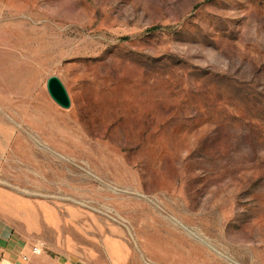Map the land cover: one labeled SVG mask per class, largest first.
<instances>
[{"label":"rangeland","instance_id":"obj_1","mask_svg":"<svg viewBox=\"0 0 264 264\" xmlns=\"http://www.w3.org/2000/svg\"><path fill=\"white\" fill-rule=\"evenodd\" d=\"M0 215L83 264H264V0H0Z\"/></svg>","mask_w":264,"mask_h":264},{"label":"crops","instance_id":"obj_2","mask_svg":"<svg viewBox=\"0 0 264 264\" xmlns=\"http://www.w3.org/2000/svg\"><path fill=\"white\" fill-rule=\"evenodd\" d=\"M36 245L0 215V264H83L73 255H34L32 249ZM25 256L29 261L23 260Z\"/></svg>","mask_w":264,"mask_h":264},{"label":"water","instance_id":"obj_3","mask_svg":"<svg viewBox=\"0 0 264 264\" xmlns=\"http://www.w3.org/2000/svg\"><path fill=\"white\" fill-rule=\"evenodd\" d=\"M47 89L53 101L63 109H70L72 101L62 80L57 76H52L47 81Z\"/></svg>","mask_w":264,"mask_h":264},{"label":"built area","instance_id":"obj_4","mask_svg":"<svg viewBox=\"0 0 264 264\" xmlns=\"http://www.w3.org/2000/svg\"><path fill=\"white\" fill-rule=\"evenodd\" d=\"M32 253L34 255H42L43 254L42 246L41 245L34 246L33 249H32ZM23 260L27 262V261H29V257L25 256V257H23Z\"/></svg>","mask_w":264,"mask_h":264}]
</instances>
